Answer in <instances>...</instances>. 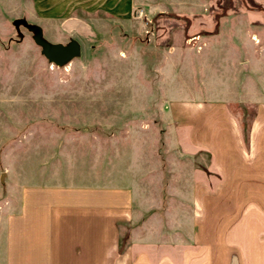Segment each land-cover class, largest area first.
<instances>
[{
	"label": "rangeland",
	"instance_id": "1",
	"mask_svg": "<svg viewBox=\"0 0 264 264\" xmlns=\"http://www.w3.org/2000/svg\"><path fill=\"white\" fill-rule=\"evenodd\" d=\"M33 26L79 54L48 61ZM260 102L264 0H0V264L31 183L129 186L124 242L177 239L212 165L191 142L245 149Z\"/></svg>",
	"mask_w": 264,
	"mask_h": 264
},
{
	"label": "crops",
	"instance_id": "2",
	"mask_svg": "<svg viewBox=\"0 0 264 264\" xmlns=\"http://www.w3.org/2000/svg\"><path fill=\"white\" fill-rule=\"evenodd\" d=\"M170 111L186 126L177 107L176 117ZM248 128L247 138L241 130L245 149L236 143L233 152L191 142L210 153L212 165L192 183L189 229L177 239L132 231L124 242L121 226L134 221L129 186L24 184L5 219L3 264H264V102Z\"/></svg>",
	"mask_w": 264,
	"mask_h": 264
},
{
	"label": "water",
	"instance_id": "3",
	"mask_svg": "<svg viewBox=\"0 0 264 264\" xmlns=\"http://www.w3.org/2000/svg\"><path fill=\"white\" fill-rule=\"evenodd\" d=\"M31 29L35 31L33 39L41 47L43 55L56 65H62L80 52V46L76 40H71L67 44L50 43L42 38L41 29L38 26H33Z\"/></svg>",
	"mask_w": 264,
	"mask_h": 264
}]
</instances>
